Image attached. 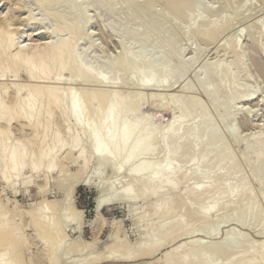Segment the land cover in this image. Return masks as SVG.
I'll use <instances>...</instances> for the list:
<instances>
[{"label": "rangeland", "instance_id": "obj_1", "mask_svg": "<svg viewBox=\"0 0 264 264\" xmlns=\"http://www.w3.org/2000/svg\"><path fill=\"white\" fill-rule=\"evenodd\" d=\"M16 1L17 0H9V3H6L2 8L3 11L6 12L9 8H14ZM23 1L22 4L26 7L24 8L22 6L21 16L25 15L28 18L32 14L33 9L34 14H32L31 17L36 16L35 18L37 19H35L36 23L30 25L29 30H27L25 34L31 33L34 35L39 26L41 27L42 25L41 31L51 32L58 26H64V20L71 16L75 17L80 24H83L87 18L93 17V23L86 27L81 35L76 37L75 42L77 43V51L80 53V60L82 63H88L89 66L93 67L95 72H103L107 69L106 67L110 59L114 58L113 60H119L125 56L126 53H130L132 56V54L142 52L148 59L158 57L159 60L157 59V65L161 64L159 62L163 63L166 58L170 61L167 62L171 63V66L173 64L176 67L183 65L180 63L185 64L189 62L190 59L192 61H190V65L188 64L189 67L187 68L186 74L184 73V76L180 75V73L178 74L181 68L180 66L174 69L176 73L173 72V74L167 75L164 81L146 85L138 84L139 77H137V69L134 68L136 71H133V68L130 66H122L120 70L118 68L119 73L116 70L119 75L114 74V72L112 73V75L114 74L112 77L118 75L117 79L116 77L114 78L117 82L113 80V83L109 84L107 87L108 90L115 91L118 95L127 94L131 97L136 96L137 98L128 97L130 98V102L132 101L136 105L143 104L144 113L152 121L157 130L156 135H152L154 145L153 153L151 155L148 154L150 155L148 159L145 155L138 161L136 160V163L139 161L142 163V161L153 159L154 162L158 163L157 168H162V165H165L169 158V162L177 163L179 171L175 172V174L173 173L174 175L170 178L171 181L177 184L175 191L168 192V189L159 188L155 193L153 189L149 190L150 188L148 189L146 187H149L150 181L148 183L146 179L141 178V176L149 178V175L143 174L137 177L135 174H130V165L121 167L119 173H114L108 165L104 167L105 169L102 168V171H100V167L93 163L90 165L89 169H85V172L82 171L80 175L78 171L82 163L75 160L71 161V163H66L67 165L62 172L60 171L61 166L57 168L56 172L51 176L50 183L47 185L41 178L34 180V184L27 183L29 179H32L30 178V174H28L22 177L19 182H16L18 184H16L17 186H15L14 190L12 182L16 180V178H12V181L6 182L5 184V181L0 177V200L6 205L7 209L9 211H14L16 202L18 201L21 205V209L26 208L25 210H34L36 209L35 207H38L43 201L45 202L47 199L50 201L54 200L53 202L56 204L55 208H49L50 211L47 209L48 212H46L48 215L45 212V217H43L44 220L48 225L55 219L56 221L59 219L68 222L64 230V232H66V237L57 245L59 257L56 264H92V262L94 264H166L172 257V249L182 243L187 244L188 247L186 246L185 251H188L187 254L189 253V255L195 250L199 252L209 246H213L210 250L207 249L210 251L208 254L206 253L207 250L205 251L208 256L205 254L207 258L204 257V261L198 254H194L193 256H188V258L190 257L186 261L188 264H228L229 261V264H232L233 260L236 264H241V262H238L240 260L238 257L242 256L241 258H243V255L244 258L242 260L244 261H242V264H256L261 258L258 254H261L259 252L261 248H264V161L260 162L256 160V155L254 156L251 154V156L245 157L243 154L248 145L256 143L258 140H263L264 138V34H262L264 33V0H198L201 3L198 8L191 3L192 0H177L179 1L178 4L177 1L175 4L172 2L175 0H119L123 3L116 0L121 4V6H117V8H120L117 9L118 11H116V13L107 11V2L104 3L107 5L100 6L101 10H95L92 5L93 0H53L49 2L51 4H46V7L42 6L45 9L34 0H25L27 4L30 2L29 5ZM212 2L215 4V13H210L211 16L209 17L204 7L205 4H210ZM131 5H133L132 7L135 6V8H133L135 10L134 14L137 12L136 14H138V16L136 14V16L131 15V11L128 9ZM216 7H218L217 10ZM196 14L200 16L206 15L208 20L214 21L213 23L216 25V31H214L215 36L211 41H207V39L191 33L194 26L192 22L194 23L195 20H200L199 18L196 19ZM202 17L200 18L203 20ZM38 21L40 24L37 23ZM126 25L131 28L139 27L141 31H139L141 33L139 37L141 38L140 41H134L131 35L124 30V26L126 29ZM205 27L206 25H200L199 30H202V28L205 29ZM154 29H156L157 32ZM146 32L153 35L156 32L158 37L165 34L168 39L167 43L171 41V37L174 38L176 42H174L175 45L180 46L181 50L176 46L179 48L178 55L173 45V50L171 51H175L174 54L176 53L177 56L181 55V58L179 57V59H177V56H175L176 54L174 55L168 50L169 47H166L168 51L166 50L167 53H165V48L161 51L158 45V47L155 46L156 44L152 46L147 42L143 43L145 41H142V37ZM161 32L163 33L161 34ZM59 35V37L68 36L66 33H61ZM153 35H150V37L157 40L158 37ZM41 36L42 38L47 37L46 34H42ZM88 36L91 37L90 43L84 40V38ZM37 38H39V36H29L26 41L29 42V39L35 40ZM122 39H124L126 43V51L120 47V43H117L118 41H122ZM174 40L172 39V41ZM237 42L238 46L235 48L234 46ZM91 43V49L86 53L84 49ZM172 48L170 47V49ZM180 51L182 54H180ZM168 52H170L171 56H168L170 55ZM166 54L167 56H165ZM182 60L183 62H180ZM167 62L165 61V64H167ZM204 62L211 63V65L209 64L210 68L208 69V75L215 69L227 68L229 71L228 77L224 80L223 87L218 92L219 101L224 100L227 102L226 104L229 102L231 103L230 99L235 90H241L239 93L240 97L234 103H231V105L229 104L230 106L226 105L224 102L225 105L223 104L221 109L217 110L214 103L208 98L207 93L201 89L200 80L197 82L196 70L198 66ZM175 66L173 67L175 68ZM74 71L75 70H73V72L72 70H66L64 75H67H65L66 77L64 78L71 80L75 73ZM135 74H137V76ZM174 74L175 76H173ZM24 77L26 78V76ZM76 82L77 87L88 85L94 92L104 89V87L98 83L86 80H78ZM115 83L116 85H114ZM186 83H193L194 86L192 85V88L194 89L182 92V86ZM80 84L82 86H80ZM155 94L158 95L159 100L155 101L152 99V95ZM181 94L184 95L185 104H193L191 102L194 100L201 104L204 108L202 109L203 113H193L189 116L187 115L186 118H182L180 113L181 108L176 105V107L171 105L174 98ZM247 94H254L253 99L246 101ZM134 100L137 101L135 102ZM132 102L129 104L134 105ZM222 103L223 102H221V104ZM168 104L171 108L168 107ZM131 105L128 106L130 107ZM136 105H134V108H132L133 106L130 108L135 109L136 107V112L140 113V105H138L139 107ZM244 109H246L245 111L249 114V117H247L249 118L248 122L246 121L247 123L243 122ZM174 117L175 120L181 117L184 123L188 125L184 136V138L187 139L186 142L184 141L185 139H183L180 143L181 145H179V143H177L178 145H174V150L171 149L169 151L171 154H167L168 159H166L167 156L163 153L162 149L165 141L162 143L161 135L164 131L163 129H166V126ZM59 123L61 124V122ZM59 123L58 125L52 124V128L54 130H62L61 128H63V126ZM208 123L212 124V129L207 131L206 125ZM175 124L178 125V123ZM18 126L20 125H12L11 131L14 136L11 141H14V138L21 139L20 137L22 135L20 127L18 128ZM231 127L234 128L233 134L229 132ZM174 128L175 127H173V129ZM204 131L206 133L204 143L207 141V146L213 142V137H215V135L222 137L223 140L221 139V142H223L222 144L220 143V146L218 145L220 147L217 148V150L219 149L218 151H212L213 153L211 152L206 161H201L200 156L204 151L205 144L202 143L200 145L199 143L198 145L196 135L200 132L204 133ZM208 136L212 139L211 141ZM194 137H196V139H194ZM190 140L193 141L188 142L190 143L189 145L183 146V143L186 145L187 141ZM134 142L136 141H133V143ZM192 143H195L193 144V147L195 146L193 153ZM130 146L128 150H126L128 151L127 153L134 149V147L131 146L132 148H130ZM175 150H181L182 152L177 151L180 152L177 153ZM226 152L229 155V159H224L223 157ZM120 153L124 154L125 151H120ZM127 153L124 155H127ZM220 153L221 158H219ZM122 154L119 155L121 158L123 157ZM179 154H183V156L181 155L179 157ZM117 156L116 154V157ZM218 161H220V163ZM119 162L120 159L116 161V163L120 164ZM140 162L138 164H141ZM233 162L238 166V173L243 177L242 180H244V185L242 184L236 195H234L235 192L231 193L227 196L228 198L224 197L219 201L213 210L210 209V211L212 210L211 212L209 211L210 213L208 211L206 212L205 209L213 201V195L220 189L222 183L220 185V182H216L214 189L211 188V190H218H215V192L213 191L214 193L211 192L212 195L208 194L209 196L207 195L205 199H199L197 197L199 186L209 181L208 179H210V176L214 175L213 173L222 174L225 177L227 176L225 182L227 181L228 184H232L235 179L234 176H236L235 172L231 169V163ZM184 174L187 176L185 179L181 177L184 176ZM74 175L78 183L74 191L69 192V180L74 178ZM78 175L80 176L78 177ZM156 180L157 181L154 180L153 182L154 184L156 183L155 185L161 184L159 183L160 178ZM162 181L163 179H161L160 182ZM26 183L27 185H24ZM231 184L229 186H231ZM129 186L133 188V193L135 192V195H137L135 199L130 198V201H128L129 199L127 197L123 196V191L120 190V196L118 193V189L125 190V188H130ZM194 186H196L195 188L197 189H195ZM111 189L114 190L111 192L109 191ZM17 190H19L18 193H15ZM116 190L117 195H114ZM193 190H195V192ZM100 197L102 198L99 199ZM122 197L123 199H121ZM65 200L70 210L66 204L63 203ZM99 200H101L102 203ZM168 206L169 208L172 207L173 210L170 211L171 215L169 216L171 217H168L169 219L166 220V225H169L173 233L177 232V237L176 234L171 232L170 228H168L170 231L166 228L168 231H166L167 233L165 234L170 232L169 234L172 233L173 235H162L159 237L160 239L158 238L157 240L154 231L163 222L162 219L164 220V218L162 214L165 213ZM74 207H76L77 211L72 210ZM195 207L198 209L196 211L198 213H191ZM70 211L77 213L73 214V212L71 213ZM78 212L81 214L80 217L76 219L74 217L78 215ZM143 214H145L144 217H142ZM239 214L245 217L242 223L236 219L234 220V217H237ZM72 215H74V220L70 218ZM28 216L30 218L26 215L28 219L26 218V226L23 232V239L27 242L24 243L25 250H23L25 259L32 262L31 264H47L45 263V258L49 255V251L47 250L50 242H45L43 232L47 226L45 222H43V219L40 218L41 220L36 221L35 217ZM53 217L54 219H52ZM34 220L36 222H34ZM183 221L187 222V226L183 233L184 235L182 234V236L179 234L180 237H178L177 229L179 224L177 223H182ZM31 222L33 224L35 223L38 227ZM78 222H80V224ZM54 223L56 222L54 221L53 224ZM69 223L71 224L69 225ZM174 224L176 226H174ZM42 225L46 227L43 228ZM204 227L206 228L204 229ZM36 228H38V231ZM38 232L43 235H39ZM144 232L146 236L149 235L146 237ZM236 235L240 237V242L237 246L233 247L229 244L228 239ZM141 237L145 240H150L147 245L150 249L149 252L147 250L149 255L147 252L139 254L140 251L138 252L137 250V246L141 244L140 240L144 241ZM125 240L127 242H125ZM155 240L158 242L156 243ZM152 241L157 244V246H155L156 248L154 246L152 247ZM74 242L77 243H75L73 248L72 246L74 244L72 246L71 244ZM121 242L126 244L128 249H130L126 251L119 250L118 248L122 245ZM136 242H139L138 245H136ZM195 242L199 243L196 245L199 248L194 245ZM139 246L138 249L142 248ZM150 246L152 249L155 248L152 252ZM118 250L121 255L118 253ZM197 251L195 253H197ZM123 252H125L124 255ZM126 253L127 258L125 257ZM108 255L111 257L108 258ZM237 259L238 261H236ZM43 260L45 262L42 263ZM186 262L183 264H187ZM259 262L257 264H259ZM262 263L264 264V260ZM174 264L182 263L176 262Z\"/></svg>", "mask_w": 264, "mask_h": 264}, {"label": "bare ground", "instance_id": "obj_2", "mask_svg": "<svg viewBox=\"0 0 264 264\" xmlns=\"http://www.w3.org/2000/svg\"><path fill=\"white\" fill-rule=\"evenodd\" d=\"M0 1H1V5H0V164H1V167H0L1 172L0 173H1V175H0V177H1V179H3L5 181V184H6V182L12 181L11 180L12 178H16V180L13 181L14 183L12 182L13 185L11 184L15 190V186H17L16 184H18L16 182L17 181L19 182V180L22 177L30 174V178H32V179H29V178H28L29 180L26 179V180H28L27 183H30V184L33 183L34 184V180H38V178H41L42 180L45 181V183L47 185L50 183L51 176L54 172H56L57 168H59L61 166L60 171L62 172L64 170L65 166L67 165L66 163H71V161L78 160L82 163L80 166V169H79L80 172L78 171L79 174L82 171L85 172L84 171L85 169L86 170L89 169L90 165L93 163L96 164L98 167H100V171H102L101 169L108 165V166H110L109 168H111L114 173H119L121 170V167H125L126 165H130V167H131V169L129 170L130 174L131 173H132V175L135 174V175H137V177H140L143 174L144 175L147 174V176L149 175V178L141 176V178L146 179V182L149 183V181H150V184L148 185L149 187H146L148 189L150 188L149 190L153 189V192H155V193H156V190H158L159 188L168 189V192L169 191L170 192L175 191L177 188L176 187L177 184H175L173 181H171L170 178H172L171 176L174 175L175 172L179 171V168H178L179 166L177 163L169 162L170 158L168 159L167 154L170 153L169 151L171 149H173L174 145H176L177 143H179V145H181L180 144L181 141L183 139H185L184 138V136L186 134L185 131H186L188 125H186V123H184V120H182L181 117L186 118L187 115L189 116L193 113H199V112L203 113L202 109H204V108L202 107L201 104H199L195 100L193 102H191L193 104H188V103L185 104V101H184L185 98H184V95H182V94L177 95L176 98L173 97L174 101H172L173 100V98H172L171 105H173L174 107L179 106L181 108V112H180L181 117H180V119L176 118V120L174 117L173 120L170 121V123L166 126V129H163L164 131L162 130L163 132L161 135L162 143H163V141H165V143L163 144L164 148L162 147L163 153L166 154V156H167L166 159H168L169 161L167 160V163L165 165H162L163 166L162 168L160 166H159L160 168H157L158 163L154 162L153 159L148 160V161H142V163L139 161L141 164H138L139 162L136 163V160L138 161L141 157L143 158L145 155L147 156V159H148V156H150L153 153L152 151L154 150L153 149L154 145H153L152 135L153 134L156 135L157 129L155 128L152 121L148 118V116L144 113L143 104L140 105L137 103L138 105H140V113L136 112V107H135V109H132V108H134V105H136V104H134V102H132V101L131 102L134 105L129 104L131 102H130V98H128V97H131V96H129L127 94L126 95L121 94L120 92L119 93L121 95H118L115 91L108 90L107 87L109 84L113 83L112 82L113 80L116 81L117 76L119 75L118 74L119 70L122 68V66H130L131 68H133L132 69L133 71H136V70H134V68L137 69L136 73H138V76H137V74H135V75L137 77H139V83L138 84L146 85V84H150V83H158V82L164 81L167 78V75H171V74H173V72L176 73L174 69L179 68L180 66H181V68H180L178 74L180 73V75L184 76L186 74L187 68L189 67L188 64L190 65L191 64L190 61H192V60L190 59V61L185 63V64L180 63V62H183V60H182L179 63L183 64V65H179L176 67L173 64L171 66L170 65L171 63H168L170 61H168L166 58L165 61L166 62L168 61L167 64H165V61H164L163 63L159 62L162 65L161 64L157 65L158 57L148 59V57L146 55H143L142 52H137L135 54H132V56L130 55V53L129 54L126 53L127 55L125 54V56H123L119 60H113L114 58L110 59L108 61L109 63L107 62L108 63V65L106 67L107 69L104 70L103 72H101V71L95 72L93 67L89 66L88 63H82V61L80 60V53H78V51H77V43L75 42L76 37L78 35H81L82 31L86 27L91 25V23H93L92 22L93 17L87 18L83 22V24H80L75 17L71 16L66 20L63 19L64 20V26H58L56 28L54 27L55 29H53L51 32L50 31L49 32L41 31L42 30L41 27L43 26L42 25L41 27L39 26L38 30L35 32L34 35L31 33L25 34L27 32V30H29L30 25L36 23L35 21L37 20L35 18L36 16L31 17V15L34 14L33 9H32V14L31 15L29 14L30 16L27 18L25 15L21 16V9L23 6V4H22L23 0H17L16 3L14 4L15 7L9 8V10L6 12L3 11L2 8L4 7V5L6 3H9V0H0ZM26 1H25V3H26ZM34 1L41 4V7L42 6L46 7V4L48 5V3L52 2L53 0H34ZM117 1H119V0H117ZM117 1L116 0L115 1L114 0H93L92 5H93L95 10H98L103 5H107V4H104L107 2L108 3L107 11L111 12V13H116V11H118L117 9L120 8V7L117 8V6H121L120 3L122 2V1L121 2L119 1L120 2L119 3ZM176 1L177 0L172 1V2H174V4H175ZM218 1H217V3H218ZM178 2L179 1H177V4H178ZM213 2L210 4H205V7H204L205 8L204 10H206V12L209 14V17L211 16L210 13L213 14L214 9H215V4ZM29 3L28 4L26 3V4L29 5ZM38 3H37V5H38ZM191 3L196 8H198V6L200 7V5H201V3L198 0H192ZM42 4H44V5H42ZM49 4H51V3H49ZM132 6L133 5H131V7L129 6V8H128L129 11H131V15H133V16L137 15L138 16V14H136L137 12L135 13L136 15L134 14L135 10L133 8H135V6L134 7H132ZM218 7H220V6H218ZM218 7H216V10ZM42 8H44V7H42ZM204 14H205V12H204ZM202 16H200L198 14L196 19L199 18L200 20H197V21L195 20L194 23L192 22V24H194V26L191 30L192 31L191 33L193 35H199L202 38L207 39V41H211V39L215 36L214 31H216L215 30L216 25H214L215 24V23H213L214 21L208 20V18H206L207 17L206 15L205 16L202 15ZM200 17H202L203 20ZM194 19H195V17H194ZM204 19H205V21H204ZM37 23H39V21ZM127 25H126V29L124 26V30H126V32L129 33V35H131V37L134 41H136V40L140 41L141 38H139V37H140L141 31H140L139 27L138 28L135 27L136 28L135 29L134 27L131 28V27H128ZM200 25H206L205 29L202 28V30H199ZM154 30L156 31V29H154ZM156 32H155V34H156ZM61 33H66L68 36L67 37L62 36L64 38L59 37L60 36L59 34H61ZM162 33L163 32H161V34ZM42 34H44V35L46 34L47 37L42 38V36H41ZM262 34H264V33H262ZM145 35H143V37H142V41H145L143 43L147 42L149 45H152V46H154L156 44L155 46L158 45L159 47L158 46L157 47L160 48L161 51L165 48L164 49L165 53H167L168 50L170 52H172V54H174L175 51L177 52V54L179 53L178 50H179L180 46L175 45L176 42H175L174 38L171 37V41H169V43H167L168 39L166 38L165 34L160 35V37H158L157 36L158 34H156L155 36L158 37L157 40L154 39L153 37H150V35H153L151 33L148 34L146 32ZM29 36L30 37L31 36H33V37L39 36V38H37L35 40L29 39V42H27L26 39ZM90 38L91 37L88 36V37L84 38V40L87 41V43H90L89 42ZM172 39L174 41H172ZM117 43H120V47H122L125 50V44L126 43L124 42V39H122V41H118ZM235 44L236 45L234 47L236 48L238 46V42ZM91 46H92V43L88 47H86L84 49V51L86 53H88L91 49ZM172 46L174 48H176L175 51H171V50H173ZM176 46L179 48H177ZM166 47H169V49L167 50ZM170 47L172 49H170ZM180 50H181V48H180ZM170 52H168V54H170ZM182 52H184V51H182ZM177 54L175 56H177ZM180 54H182L181 51H180ZM165 56H167V54ZM168 56H171V54ZM180 56H177L176 58L179 59ZM209 64L211 65V63L204 62L198 66V68L196 70V78L198 79V81L197 80L196 81L199 82V80H200L199 83H201L200 84L201 89L205 93H207L208 98H210V100L214 103L215 108L218 110V109H221L224 102H225V104L227 103L224 100L223 101L220 100L221 102H223L221 104V102L219 101L218 92L223 87L224 80H226L225 78L228 77L229 71L227 70V68L215 69L214 71H211L208 75V69L210 68ZM173 66H175V68ZM118 68H119V70H118ZM66 70H70V71L72 70V72H73V70H75L74 71L75 73L72 76L73 78L71 77L72 79L71 80L69 79L70 81L68 79L64 78V77H66L65 75H67V74L64 75V72ZM116 70L118 73L116 72ZM113 72H114V74H118V75L117 76L115 75L114 77H112L114 75V74L112 75ZM206 75H208V76H206ZM24 76H26V78ZM173 76H175V74ZM115 77H116V79H114ZM78 80H86L89 82L98 83V84L102 85L104 87V89H101L99 91L94 92L91 88H89V86L87 84H86L87 86H85V85L82 86L80 84V86H82V87H79V86L77 87L76 83H78V82H76V81H78ZM126 81H129V80H126ZM193 83L192 84H189V83L183 84L182 92H186V91H189L191 89H194V88H192V85L194 86ZM82 84H83V82H82ZM114 85H116V83ZM240 92H241V90H239V89L235 90V92L233 93V96H231V99H230L231 103H234L240 97L239 96ZM155 95H152L153 96L152 99H154L155 101L159 100L158 95H156V96ZM253 95L254 94H249V95L247 94V96L245 95L246 101L252 100ZM135 97H131V98H135ZM160 99H161V97H160ZM231 103L229 102L226 105H229V104L231 105ZM128 105H131L130 107H132V106L133 107L130 108ZM138 105H136V106H138ZM138 107H137V109H138ZM168 107H169V104H168ZM169 108H171V106ZM247 109H248V107H247ZM245 110L246 109H244L243 111H245ZM138 111H139V109H138ZM240 111H238V112H240ZM251 111H250V113H251ZM247 117H249V114L245 111L243 122H245V123L248 122L249 118H247ZM58 121L61 122V124ZM58 123L63 126V128H61L62 130H60V129L54 130L52 128V124L58 125ZM175 123H178V125ZM13 124L20 125V126H18V128L20 127V131H21L22 136L20 135L21 139H15L14 138V141L13 140L11 141V139H13V136H14L13 132L11 131ZM173 127H175V128L173 129ZM206 127H207L206 129L208 131V130L212 129V124L208 123L206 125ZM206 129H205V131H206ZM205 131H204V133L200 132L198 135H196L198 145H199V143H200V145L202 143H204V141L206 139L205 138V136H206ZM229 132L231 134H233L234 128L231 127L229 129ZM15 135H17V134H15ZM135 139H137V140H135ZM186 139L184 140L185 142H186ZM194 139H196V137H194ZM221 139H222V137H220L219 135H215V137H213V142L210 143L211 145L209 144V141H208V144H209L208 146L206 144L207 141L204 143L205 148L203 146L204 151L200 156L201 161H206L207 157H209L211 152L217 150V148L220 146V143L222 144V142H223V141L221 142ZM193 140L187 141L186 145H184V143H183V146H187V144L189 145L190 143H188V142H191ZM211 140L212 139L210 138V141ZM133 141H136V142L133 143ZM194 142H196V141H194ZM193 144H195V143H192V148H193L192 153H193V150L195 148V146L193 147ZM130 145L132 147H134V149H132L131 151H129V153H127L128 151H126V150H128ZM131 146H130V148H132ZM174 148H175V146H174ZM190 148H191V146H190ZM120 151H125V153H127V155H124L125 153L122 154L123 152L120 153ZM177 151H181V150H177ZM119 153L122 154V156H123L122 158H121V156H119L120 155ZM177 153H180V152H177ZM116 154L118 155L117 157H116ZM148 154H150V155H148ZM251 154H253L254 156L256 155L255 156L257 158V159L255 158L256 160H259L260 162L264 161V138H263V140L261 139V140H258L256 143L248 145V147L244 151L243 155L245 157H249V155L251 156ZM181 155L183 156V154H179V157ZM223 157H224V159L228 158L229 157L228 153L226 152L223 155ZM219 158H221V153H220ZM119 159H120V162H119L120 164L116 163V161H119ZM194 160H195V158H194ZM219 160H221V159H219ZM218 162L220 163V161H218ZM234 163L235 162L231 163L232 164L231 169L233 172H235L236 176H234L235 179H234L233 183L232 184L230 183L231 186H229L230 184H228L227 181L225 182V178L227 176L225 177L222 174H216V173H213L214 175L211 174L213 176H210V179H208L209 181H207V182L205 181L206 183H203L202 186L200 185L201 187L199 186V189H198L199 191H198L197 197L199 199L200 198L205 199L208 194L212 195L211 192H213V191L215 192V190H218V189L211 190V188L214 189L216 182H220V185L222 183V185L220 186V189L218 191H216V193L213 192L214 193L213 201L205 209L206 212L207 211L209 212L210 209L213 210V208L217 206L219 201H221L224 197L228 198L227 196H229L231 193L235 192L234 195H236V193L238 192V190L242 186L243 181H244V180H242L243 177H241V175L238 173L239 172L238 166H236V164H234ZM121 165H123V166H121ZM177 168H178V170H177ZM97 169H99V168H97ZM80 175H78V177ZM181 177H183L185 179V177H187V176H185V174H184V176H181ZM158 178H160V181H161V179H163V181L162 182L159 181V183H161V184L155 185L156 183L154 184L153 182H154V180L157 181L156 179H158ZM27 183L24 185H27ZM77 183L78 182L76 181V177L74 175V178L69 180L68 191L69 192L74 191ZM35 184H36V181H35ZM26 187H28V186H26ZM195 187L196 186H194V188ZM44 188H45V185H44ZM195 189H197V188H195ZM112 190H114V189H111L109 191L112 192ZM118 190H119L118 191L119 196L121 194L120 193V190H121V191H123V196H125L129 199V200L127 199L128 201H130V198L135 199L137 197V195H135L136 193L135 192L133 193V188H131V187L125 188V190L124 189H118ZM190 190H192V189H190ZM18 191L19 190H17V192H15V191L14 192L18 193ZM193 191L195 192V190H193ZM67 194H69V193H67ZM114 195H117V190L115 191ZM100 196H102V195H100ZM69 197H67V198H69ZM112 197H113V195H112ZM114 197H116V196H114ZM67 198H66V200H67ZM70 198H72V197H70ZM101 198L102 197H100L99 199H101ZM116 199H118V198H116ZM121 199H123V197ZM124 199H126V198H124ZM47 200H45V202L43 201L42 203H40L39 206L35 207L36 209H34V210L33 209L25 210L26 208L21 209L20 203L18 201L17 202L15 201L16 206H15L14 211H9L6 207V205H4L0 200V264H31L32 263V262H29L25 259V255H24V251H23V250H25L24 249V247H25L24 243H27L23 239L24 238L23 232H24L25 226H26L25 222L28 219L27 217H29L28 215H30L31 217H35L36 221L41 220V219L44 220L43 217H45V212L46 211L48 212L47 209H49L51 207L55 208V205H56V204H54L55 202H53L54 200L53 201L51 200L52 202L50 200H48V201ZM66 200L63 203H65ZM99 201H101V200H99ZM68 202H69V199H68ZM101 203H102V201H101ZM58 204H57V206H58ZM65 204L67 206V203H65ZM101 206H103V205H101ZM169 206H171V205H169ZM169 206L165 210V213L162 214L163 218H164V220L162 219L163 222L154 231V233L157 236V240L162 235H165V236L171 235L172 236L173 234L177 233V232L173 233L171 228L169 227V225H166V220L169 219L168 217H171V216H169V215H171L170 211L173 210L172 207L169 208ZM61 207H62V205H61ZM68 208L70 210V207H68ZM74 208L72 210H76V207H74ZM56 209H57V207H56ZM100 209H101V207H100ZM197 210L198 209H196V207H195V208H193V211H191V213L195 214V212ZM49 211H50V209H49ZM47 212H46V214L48 215ZM72 212H73V214L77 213V212L74 213V211H72ZM196 213H198V212H196ZM80 214L81 213L78 212V215H76L74 218L77 219V217H80ZM203 214L207 215L205 213H203ZM26 215H27V217H26ZM53 215H55V214H53ZM144 215L145 214H143L142 217H144ZM70 216H68V217H70ZM73 216L74 215H72V217H70V218H72L74 220ZM243 218H245L244 215L239 214L237 217H234V220L236 219L237 221L242 223L244 220ZM52 219H54V217ZM35 220H34V222H36ZM57 220L58 221H56V219L53 220L51 222V224H49V225H48V223H46L45 220L43 221V222H45V225L47 226V228L43 231L45 242L47 241L48 243L49 242L50 243H49V247L47 250V251H49V253H48L49 255H48V257L46 256L47 258H45L46 262L43 260L42 263L45 262L47 264H54V263L56 264V261L59 257L57 245L60 242H62L63 239L66 237V235H65L66 232H64V230H65L68 222L67 221L65 222V221H62L59 219H57ZM54 221L56 223L53 224ZM79 221L81 222V219ZM39 222H37V223H39ZM80 222H78V223L80 224ZM71 223H72V221H71ZM71 223H69V225ZM177 224H179L177 231H178V237H180V235H182L186 229L187 222L183 221L182 223L179 222ZM174 226H176V225L174 224ZM45 227L43 226V228H45ZM166 228L167 229L170 228V230L173 234L172 233L169 234L170 232H168V234H165V233H167L166 231L169 230V229L167 230ZM205 228L206 227H204V229ZM37 229L38 228H36V230ZM43 232H41V233H43ZM150 233H151V231H150ZM38 234H39V232H38ZM39 235H43V234H39ZM145 236H146V233H145ZM176 237H177V234H176ZM141 238H143V237H141ZM150 239H152V238H150ZM79 240H80V238H79ZM144 241L140 240V242H141L140 246L138 245L139 242L138 243L136 242L137 243L136 245H138L139 247H142V248L138 249V246H137L138 252L140 251L139 254H144L147 252V250H148V252L150 251L149 246H147L148 242L150 240L144 239ZM125 242H127V241L125 240ZM152 242H151L152 247L157 246V244H155L154 242H153L154 243V245H153ZM155 242H156V240H155ZM198 242H195L194 245L196 246L197 244H199ZM228 242L231 246L235 247L240 242V237L238 235H236L233 238L228 239ZM75 243H77V242H74L71 244V246L74 244L72 246L73 248L75 246ZM186 246H187V244L182 243V244L177 245L175 248H173L172 249V257L167 261L166 264H174L176 262H178V263L180 262L183 264L190 258V257L188 258V256H190V255L193 256L194 254H198L199 257L201 259H203V261H204V257H206L208 252H210L207 249L210 250L213 247V246H209L208 248H206L202 251H199V252L197 250H195L192 252V254L189 255V253L187 254L188 251H185ZM152 247H151V249H152ZM196 247L199 248L198 246H196ZM258 247H259V245H258ZM45 248H47V247H45ZM135 248H136V246H135ZM155 248H153V249H155ZM118 249L121 251H126L128 249V247L126 244L122 243V245ZM153 249L151 250V252L153 251ZM119 250H118V253H119ZM206 250H207V252H206L207 254L205 253ZM196 251H197V253H195ZM261 251L259 252L261 254H258V255H260L261 258L259 256H257L260 258L259 259L260 262L258 261L259 264H263L262 262L264 260V248H261ZM253 252H254V250H253ZM124 253L125 252H123V255H124ZM119 254L121 255V253H119ZM126 255H127V253L125 254V257H126ZM133 255H135V254H133ZM148 255H149V253H148ZM246 255H247V253H246ZM110 257L111 256H109L108 258H110ZM130 257H128V258H130ZM241 257L242 256L238 257V259H240V260L238 261V259H237L236 261H238L239 263L241 262V264H242V261H244V260H242L244 258V255H243V258H241ZM102 258H104V257H102ZM206 258H205V260H206ZM250 258H252V257H250ZM96 261H97V259H96ZM88 262L90 263L89 260H88ZM88 262H86V263H88ZM229 263H230V261H229ZM234 263L236 264V262L233 260L232 264H234ZM92 264H94V263L92 262ZM189 264H191V263H189Z\"/></svg>", "mask_w": 264, "mask_h": 264}]
</instances>
